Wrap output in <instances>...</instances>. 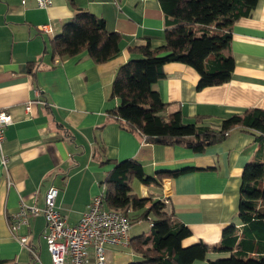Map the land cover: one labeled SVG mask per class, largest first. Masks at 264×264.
I'll use <instances>...</instances> for the list:
<instances>
[{
	"label": "crops",
	"instance_id": "0c3cea01",
	"mask_svg": "<svg viewBox=\"0 0 264 264\" xmlns=\"http://www.w3.org/2000/svg\"><path fill=\"white\" fill-rule=\"evenodd\" d=\"M83 12L103 19L109 32L121 34L116 58L96 64L85 51L55 57L54 39ZM165 29L159 0H54L47 9H39L35 0H0V111L12 117L3 151L7 170L0 154V262L52 264L43 215L30 218L18 231L11 229L21 201L42 209L48 190L55 187L56 206L68 225H77L103 191L115 163L124 160L138 161L151 177L183 170L160 186L145 187L135 180L133 188L140 198L166 199L192 233L186 246L219 247L226 227H241L237 212L243 170L264 164V137L234 128L223 142L195 153L180 144L147 141L109 114L120 104L111 97L116 72L137 57L130 49L147 41L162 46ZM230 32L226 54L233 58L234 69L227 83L198 90L195 69L177 62L165 65L166 78L152 89L168 105V113L180 111L185 123L218 126L245 110L264 111V0ZM141 232L132 226L131 239ZM19 237H28L27 243ZM228 256L211 252L193 264ZM106 258V264L137 260L130 247H110ZM88 264H95L93 247Z\"/></svg>",
	"mask_w": 264,
	"mask_h": 264
},
{
	"label": "trees",
	"instance_id": "16d2710c",
	"mask_svg": "<svg viewBox=\"0 0 264 264\" xmlns=\"http://www.w3.org/2000/svg\"><path fill=\"white\" fill-rule=\"evenodd\" d=\"M259 0H159L165 17L164 44L152 47L147 41L130 49L137 55L121 65L112 83L111 97L120 104L109 114L123 129L146 137L147 141L172 146L180 144L202 153L208 146L225 140L234 128L258 132L264 137V111L245 110L218 126L183 122L180 111L168 113V105L152 85L166 78L165 65L182 63L197 71L198 90L227 83L234 61L226 54L231 42V26L250 16ZM122 36L109 32L105 21L83 12L66 24L53 41L55 57H75L87 52L96 64L106 63L121 53ZM181 171H161L148 176L136 160L116 162L103 181L107 209L132 210L131 224L144 219L150 231L130 240L137 260L131 264H193L211 252L229 255L209 264H264V164L247 165L243 170L240 204L241 227L225 228L219 247L204 243L186 246L192 233L169 208L166 199L140 198L133 183L160 186L163 180ZM0 264H3L0 262Z\"/></svg>",
	"mask_w": 264,
	"mask_h": 264
},
{
	"label": "built area",
	"instance_id": "2783aa9c",
	"mask_svg": "<svg viewBox=\"0 0 264 264\" xmlns=\"http://www.w3.org/2000/svg\"><path fill=\"white\" fill-rule=\"evenodd\" d=\"M54 0H35L39 9H47ZM25 2V1H23ZM12 124V117L0 111V154L2 166L7 170L9 159L3 153L6 130ZM58 190L51 187L45 197V206L40 209L28 206L21 201L19 210L12 217L11 229L18 231L30 222V218L43 215L46 220L44 236L52 264H88L89 248L93 247L95 264H106L107 249L110 247H130L132 227L125 212L106 208L103 191L96 195L77 225L70 226L67 219L56 206ZM24 244L28 237H19Z\"/></svg>",
	"mask_w": 264,
	"mask_h": 264
},
{
	"label": "rangeland",
	"instance_id": "374dc122",
	"mask_svg": "<svg viewBox=\"0 0 264 264\" xmlns=\"http://www.w3.org/2000/svg\"><path fill=\"white\" fill-rule=\"evenodd\" d=\"M131 215V214H130ZM132 226L135 227L137 230H142L140 234H148L150 231V223L147 220L141 219L134 223H132Z\"/></svg>",
	"mask_w": 264,
	"mask_h": 264
}]
</instances>
